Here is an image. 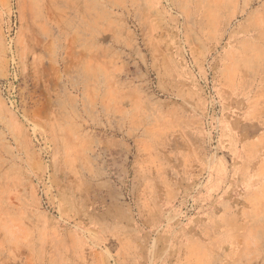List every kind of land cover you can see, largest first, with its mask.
Masks as SVG:
<instances>
[{"label":"rangeland","instance_id":"374dc122","mask_svg":"<svg viewBox=\"0 0 264 264\" xmlns=\"http://www.w3.org/2000/svg\"><path fill=\"white\" fill-rule=\"evenodd\" d=\"M0 100V264H264V0H0Z\"/></svg>","mask_w":264,"mask_h":264},{"label":"crops","instance_id":"0c3cea01","mask_svg":"<svg viewBox=\"0 0 264 264\" xmlns=\"http://www.w3.org/2000/svg\"><path fill=\"white\" fill-rule=\"evenodd\" d=\"M260 136H264V131L259 133ZM0 136H13L14 140L22 141L21 136H28L25 126L8 110L7 106L3 104L0 100ZM7 151L0 152V169L3 165V162L11 157ZM212 227H219L220 223L218 221V226L215 219H213ZM208 227L207 231L213 232V228ZM206 231V230H205ZM208 233V232H205ZM183 264V263H182ZM185 264V263H184Z\"/></svg>","mask_w":264,"mask_h":264},{"label":"built area","instance_id":"2783aa9c","mask_svg":"<svg viewBox=\"0 0 264 264\" xmlns=\"http://www.w3.org/2000/svg\"><path fill=\"white\" fill-rule=\"evenodd\" d=\"M13 26H15V23L13 22Z\"/></svg>","mask_w":264,"mask_h":264}]
</instances>
